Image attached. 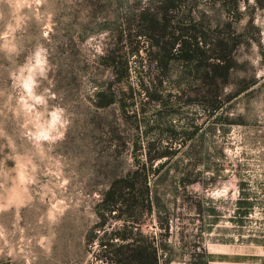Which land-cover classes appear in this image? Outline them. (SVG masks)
<instances>
[{
    "label": "rangeland",
    "instance_id": "1",
    "mask_svg": "<svg viewBox=\"0 0 264 264\" xmlns=\"http://www.w3.org/2000/svg\"><path fill=\"white\" fill-rule=\"evenodd\" d=\"M177 29L201 36L209 61L229 54L214 113L193 62L156 63ZM133 173L151 209L138 194L134 216L100 224L104 191ZM254 241L264 0H0V264H137L114 262L126 244L156 247L158 264H202L217 244Z\"/></svg>",
    "mask_w": 264,
    "mask_h": 264
},
{
    "label": "trees",
    "instance_id": "2",
    "mask_svg": "<svg viewBox=\"0 0 264 264\" xmlns=\"http://www.w3.org/2000/svg\"><path fill=\"white\" fill-rule=\"evenodd\" d=\"M153 21H149L148 25H145L144 30L147 33L146 37L147 41L151 46H154L159 40V37H155L153 35L154 30ZM174 31V30H173ZM173 33L174 35L170 36L165 43L160 45L161 51L157 54H154L156 58V63L159 66H162L167 60L170 58H174L175 60L181 62L182 64H188L193 62L192 69H189L191 73H198L197 76L200 78V85H204V90L202 91L207 100L209 101L206 105L210 112H216L219 107L221 100L218 98L220 86L225 82L230 75V57L229 54L218 53L224 51V46L220 49H216L212 51L216 52L214 56H211V60L209 61V56L211 53H206V50L203 48L202 37L196 35V33L189 32V37L183 35L184 31L177 29ZM156 43H154V41ZM218 44V43H217ZM216 44V45H217ZM220 45V44H219ZM158 56V57H157ZM172 56V57H170ZM190 88V86H189ZM202 89V88H201ZM101 95V94H100ZM151 99H154V96H150ZM157 100V99H156ZM187 134V133H186ZM189 134V133H188ZM149 152V151H148ZM152 158L164 156L167 154L165 151H150ZM180 180L191 182L188 180L187 176H182ZM140 181L145 182L144 179H140ZM138 178L136 174H129L126 177H120L119 179H115L110 183L108 188L104 191L103 197L97 206V215L100 217V224L103 223L106 216L115 214L116 217H127L134 216L135 209L138 205V194H140V199L144 198L147 204L144 205L145 210L151 209V201L152 198L149 189L145 186V191H141L137 189ZM118 237L122 240H126V235L124 233H118ZM134 243L135 240L131 239ZM109 243H103L105 248ZM132 244L126 245H116L115 249L111 250V254L114 262H123L125 259L129 261V263H137V264H158L159 256L158 250L156 247L144 246L142 248L140 245H135L132 249L128 247ZM128 249V250H127ZM105 251H109L106 250ZM150 258V259H148ZM112 259V258H110ZM202 264H207L206 259L202 261Z\"/></svg>",
    "mask_w": 264,
    "mask_h": 264
},
{
    "label": "crops",
    "instance_id": "3",
    "mask_svg": "<svg viewBox=\"0 0 264 264\" xmlns=\"http://www.w3.org/2000/svg\"><path fill=\"white\" fill-rule=\"evenodd\" d=\"M205 259L207 264H264V241L217 244Z\"/></svg>",
    "mask_w": 264,
    "mask_h": 264
}]
</instances>
